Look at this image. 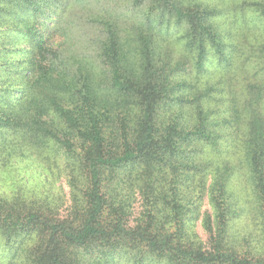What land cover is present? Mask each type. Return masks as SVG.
<instances>
[{
	"label": "trees",
	"instance_id": "16d2710c",
	"mask_svg": "<svg viewBox=\"0 0 264 264\" xmlns=\"http://www.w3.org/2000/svg\"><path fill=\"white\" fill-rule=\"evenodd\" d=\"M54 2L0 0V171L52 178L0 194V264H264V0H151L80 51Z\"/></svg>",
	"mask_w": 264,
	"mask_h": 264
},
{
	"label": "rangeland",
	"instance_id": "374dc122",
	"mask_svg": "<svg viewBox=\"0 0 264 264\" xmlns=\"http://www.w3.org/2000/svg\"><path fill=\"white\" fill-rule=\"evenodd\" d=\"M197 1L217 5L219 8L230 7L228 12H232L233 10L231 9L235 0ZM54 3L55 6L52 8V12H60V15L56 17L57 28L59 29L57 33L59 35L62 34L58 36L57 40L67 48L80 51L82 47L94 48L95 41L98 42V36L100 35L98 32L101 25L97 21H115L124 36L131 31L132 25L140 22L143 18V12H149L148 7L151 4V0H55ZM9 28L10 30L14 29L13 25L0 23V51L2 50V56L7 55L4 53L5 48L11 41L14 42V39H9L10 36L6 37V29ZM25 45L26 41L23 42L22 47H25ZM15 56H17V53L12 55V57L10 56V59L14 60ZM46 154L50 156L49 153ZM56 160L60 164L59 159ZM15 163L13 167L8 165L0 171V194L2 197L5 196L7 200L14 198L19 188L24 190L26 194L44 192L45 189H50V186L45 182L48 179L50 181L52 179L51 176H48L50 171L47 172L45 169L39 171L37 166H33L27 158H16ZM41 173L44 175L42 176ZM240 189L241 186L239 184L231 186V190L235 195ZM246 220L241 225L238 221H234L237 223L233 226L234 228L240 226L242 229L238 242L244 245L243 252L255 254L260 252L259 250L263 245L256 242L258 238L250 236L252 226ZM254 235L258 236L256 233ZM123 264L127 263L124 262Z\"/></svg>",
	"mask_w": 264,
	"mask_h": 264
}]
</instances>
